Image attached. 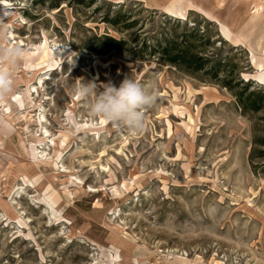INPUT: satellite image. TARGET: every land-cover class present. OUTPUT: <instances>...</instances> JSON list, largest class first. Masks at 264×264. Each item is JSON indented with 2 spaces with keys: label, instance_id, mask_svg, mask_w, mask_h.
Returning <instances> with one entry per match:
<instances>
[{
  "label": "rangeland",
  "instance_id": "1",
  "mask_svg": "<svg viewBox=\"0 0 264 264\" xmlns=\"http://www.w3.org/2000/svg\"><path fill=\"white\" fill-rule=\"evenodd\" d=\"M54 1L0 0V29L25 49L2 65L0 264H264V107L244 110L223 73L138 52L186 23L234 83L264 89V0ZM106 34L126 50L88 49ZM126 77L158 95L137 134L75 94Z\"/></svg>",
  "mask_w": 264,
  "mask_h": 264
},
{
  "label": "trees",
  "instance_id": "2",
  "mask_svg": "<svg viewBox=\"0 0 264 264\" xmlns=\"http://www.w3.org/2000/svg\"><path fill=\"white\" fill-rule=\"evenodd\" d=\"M60 0L54 1L52 7L58 8ZM119 13L111 16L106 13L103 21L111 26H117L120 17ZM176 22L175 25H180L179 19H172ZM135 24V21H128L125 28L128 29ZM206 38V39H205ZM129 42L124 38H117L112 35H95L93 42L88 49L96 54H105L111 49L126 50ZM209 38L205 37L204 31L196 27H188L185 23L184 29L180 33L163 31L160 37H156L151 45H147L144 39L140 45L138 52L143 55L147 51L149 55H157L160 60L175 66L176 68L188 73L203 72L209 78L218 79L219 74H225L224 79H220L221 84L227 89L234 92L239 105L244 110L258 111L264 107V89L254 87L253 82L244 83L242 80H237L235 83L232 80L233 66L228 67V61L223 58H215L212 54L201 51L205 44H209ZM235 86H241L235 91ZM258 144L262 147L259 152V157L264 159V137L258 139ZM264 170V162L260 164Z\"/></svg>",
  "mask_w": 264,
  "mask_h": 264
},
{
  "label": "clouds",
  "instance_id": "3",
  "mask_svg": "<svg viewBox=\"0 0 264 264\" xmlns=\"http://www.w3.org/2000/svg\"><path fill=\"white\" fill-rule=\"evenodd\" d=\"M24 57L25 49L11 42L7 30L0 29V100L12 92L11 73L2 65H18ZM100 87L102 91L96 83L87 82L75 89V94L81 99L90 100L88 110L92 117L126 128L132 134L145 129L146 112L158 99L155 90L146 89L128 77L118 87L111 82Z\"/></svg>",
  "mask_w": 264,
  "mask_h": 264
}]
</instances>
